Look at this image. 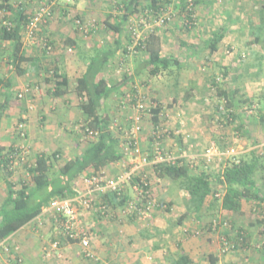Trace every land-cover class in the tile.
I'll list each match as a JSON object with an SVG mask.
<instances>
[{"label": "rangeland", "instance_id": "obj_1", "mask_svg": "<svg viewBox=\"0 0 264 264\" xmlns=\"http://www.w3.org/2000/svg\"><path fill=\"white\" fill-rule=\"evenodd\" d=\"M22 0H13L12 3H15V5H19ZM85 5H95V10L90 13H79V9L77 7V1L76 0H53L50 2V0H45L42 2H37L35 4H31L30 8H37L42 6H47L50 8V10L53 12L51 15V18L47 20V25L43 26L41 28V31H39L38 35H35L33 39L29 38L26 34L23 36V40L25 42L28 54H35L38 55L41 53V49L45 48V45L49 43V41H52L54 44V50L52 54H45L44 62L45 65L48 67H54V61L55 57L61 58L63 55H65V58L68 60L76 58L78 56L76 49L78 48V51L82 57L85 59L88 55H94L96 51L94 50L95 47H97L98 43L96 44L95 41H99V43L104 47L105 45H108V49L115 47V42L118 39V34L112 30L107 29L106 20L110 23L117 22V17L123 16V13L125 12V8L122 10V3L124 1L129 0H85ZM159 2L165 3V6H167V10H165V14H161V17L169 18L172 15V18H170L169 22L166 25L160 26L161 19L162 18H156L149 16V9L152 10L151 4L152 0H142V7L140 8L142 12H138L135 14H129V19L127 22L123 23V30L122 35L120 36L124 41L128 37L132 38L135 36L136 40L144 38L148 35V33H151L152 31H155L159 33L164 40L166 39L165 48L163 50V55H169L172 57H175L180 60L181 66L180 68H173L174 72L172 75L165 74L160 77H155L150 80V83L148 85H143L140 78H137L135 80L136 85L133 83H129L127 91L130 93L131 86H136L138 89V92L140 95L147 96L148 98H154L157 99L160 103V106L162 107V112L160 114V120L162 122V130L160 132H157V136L163 135L167 131H173L176 134H183L187 144L188 149L183 150L184 153L181 157H186L188 160L194 162L195 160H199L201 162H198L196 166H198L200 163L204 164L205 169L207 170L210 175L212 174V177L215 176V179L218 175L219 170H222L223 162L220 163L221 158L220 156H214V154H209V150L212 148H218L221 150L226 151L228 148H234L236 153H245L250 152L251 150H255L260 155H264V149L261 147V145L264 144V122L259 120L258 116H254L253 110H249V115L246 113V107L242 104H240L243 108L242 112V118L241 121H243L241 128H237L239 126V122L236 124H232L229 126H226L227 119L226 117L223 118L222 121H216L217 115L214 113V104L216 103L215 98V91L211 88V85L208 84L205 81V77H210L214 72L218 73L219 68L214 67V71L210 69L211 63L210 59L202 58L198 60H187L185 57L186 54L193 50L190 49V46L187 47L186 40L193 38H196L198 41L199 46L203 45L204 39L208 40L213 36L214 33H218L220 30H224L226 33V28H231L228 31V34L226 37L230 38L231 46L229 48H220L219 53V61L218 64L225 66V60L229 62L231 68H234V71H239L237 74H240V69H237V65L239 64L238 61H240V55L242 57H246V62H250L251 59L250 56L254 57V51L255 53H259L263 55L262 61V68L264 70V43H258L255 39V31L258 29L257 25H263L261 28V31L264 33V0H212L213 5L210 7L209 5L203 6L207 7L202 10V14H199V5L195 9L196 13V23L195 28L191 29L190 31L186 30V19L183 18L181 15V6H180V0H156ZM234 4V6H233ZM236 5H240L238 8H236ZM35 6V7H33ZM41 6V7H42ZM59 7H64L67 11L64 16L60 17L59 14ZM233 7V10L230 8ZM54 8H55V14H54ZM94 9V8H93ZM215 9V10H214ZM181 10V11H180ZM263 10V11H261ZM6 14L4 11H0V26L1 24H4L5 18L3 15ZM211 15L212 18L209 16ZM146 16V17H145ZM204 19L202 20L201 18ZM120 18V19H121ZM206 20H211L210 25V31L204 28L203 26L207 25ZM49 22L51 23L50 25ZM78 22L83 23L79 28H77ZM160 22V24H159ZM7 23V22H6ZM52 25V26H51ZM79 25V24H78ZM92 26H95V30L92 32L91 28ZM189 27L190 24H189ZM90 29V30H89ZM201 30V33L199 32ZM51 32H54L55 34L61 33L64 35H69L67 37L59 38L57 36H53ZM57 32V33H56ZM92 32V33H91ZM127 37V38H126ZM76 40L77 41V47L74 48L71 44L67 42V40ZM253 41V42H251ZM5 42H1L0 44L4 45ZM181 43H185L182 44ZM93 48H90V46ZM188 44V43H187ZM249 44V45H247ZM7 45V44H5ZM95 45V46H94ZM205 53L203 54L206 56L209 55V47L206 46ZM222 47V46H221ZM98 48V47H97ZM88 49L90 52H86ZM1 50H5L2 54H0V57L2 58L0 63V71H5V74L14 73V71H10V64H9V56L10 52L7 46H1ZM94 50V51H93ZM122 53V50L120 52V55ZM244 54V55H243ZM136 55V54H135ZM134 55V56H135ZM61 56V57H60ZM120 57V56H119ZM146 58V57H145ZM133 59V56H132ZM134 60L133 61H127L123 65L119 62L110 63L107 69V76L108 78L112 77L114 81H116V77L119 75L123 77L126 74V71L128 72H134L137 66H134ZM138 62H136L137 65ZM80 62L77 60V67L73 65V67H69L72 72V77H70L72 89L76 86V81L80 77V72L77 71V68H80ZM139 64V63H138ZM218 66V65H217ZM253 71V70H252ZM43 74L38 75L33 73L31 74V77L29 76H23V77H17L18 80L16 82V87L18 84L22 83V86L24 87L29 84H35L32 86L39 87L38 90H33L29 95H27L25 98L29 101V104L24 106L26 108L25 115L22 114L20 119L23 121L16 122V135L17 139L16 141H13L9 148L14 149L13 157L15 156V162L14 163V171L16 173L13 174V178L17 181H31V176L28 171V167L34 164L35 159L41 152V140H40V134L38 132V128H36V124L30 121H40V113L41 109L37 110V100L40 97H43L46 92L43 91L41 88V85L44 84L46 81L45 78L53 79V74L49 75L44 72V70L41 71ZM106 72L103 73L106 75ZM241 74H244L243 72ZM69 75V74H68ZM110 75V77H109ZM206 75V76H205ZM210 75V76H209ZM34 76V77H33ZM263 78H260V80H251V79H245L246 82H250V90H248V86L246 88V83L243 91H246L247 98H254L253 101L255 102L254 106L260 105L262 102L264 105V72H263ZM16 78V79H17ZM243 79V76L241 80L236 82H231L232 86L240 87L239 85L242 84L241 81ZM179 80L178 85L175 84V82ZM190 82L192 85H194L196 88L191 90L190 88ZM37 83V84H36ZM54 83V82H53ZM203 86H202V85ZM21 89V88H20ZM21 89V90H22ZM35 89V88H34ZM45 89V88H44ZM206 89V90H205ZM19 88L16 90L15 95H18ZM44 92V93H43ZM186 92H190L194 96V98L191 101L186 100ZM206 95L207 101L204 100L203 103L199 102V98L201 96ZM18 97V96H17ZM205 97V96H204ZM212 97V98H211ZM24 98V99H25ZM112 101H116V98L119 100H122V97L115 95H112ZM19 99V98H18ZM48 98H46L47 101ZM74 99V98H73ZM242 99L243 96H242ZM20 100V99H19ZM23 99H21L22 101ZM76 100V99H75ZM73 110V118L71 121L65 123L63 128V131L70 132L73 136L69 135V142H67L66 139L61 140L56 143H49L46 142V147L49 145V148H55L57 145L58 150L62 153V158L60 163L55 164V169L59 167L62 163H64V159L68 157L76 156L79 152L83 151L84 148L88 145L90 139H85L82 137V140L75 137L74 134V120L78 121L80 118H78L79 115V103L78 100L75 101ZM63 99L58 101L57 99L55 102L50 104L49 102L47 105L51 106V109L53 112H56L58 104L62 103ZM199 102V103H198ZM112 103V102H111ZM158 104V103H157ZM119 105V104H118ZM115 106L116 108L109 109V113H111V124L113 125V129L116 133H122V129L120 128L121 121H127L128 126H131V121L128 120L127 117V111L126 115L125 112H123L122 108L119 106ZM262 106V105H261ZM151 107H155V105L152 103L147 104L146 108L149 110ZM248 107V106H247ZM41 108V106L39 107ZM42 111L44 109L42 108ZM114 111V112H113ZM51 112V111H50ZM116 115V117H113V114ZM142 119V131L138 135L140 138V142L143 143V141L149 140V136L151 137V131L153 132V122H152V115L150 111H147L143 114ZM253 115V116H252ZM83 118L81 117V121ZM187 121V122H186ZM12 123V121H11ZM81 124V123H80ZM60 128V127H59ZM186 128V129H185ZM62 130V129H61ZM153 135V134H152ZM122 137V135H121ZM124 137V136H123ZM224 137V138H222ZM10 138V137H8ZM20 138V139H18ZM158 138V137H157ZM163 142H160L158 140L155 141V148L157 149L159 145H164L163 147L167 151H171L172 153L176 154L180 150L179 146H176L173 141H176V138H172L171 136H165L162 139ZM146 143V142H145ZM142 147V145H141ZM9 148L5 147V151L7 152ZM123 148L125 150V145L123 144ZM129 148L126 146V150ZM163 149V148H162ZM144 153H147V151L144 149ZM158 151V150H156ZM161 151V150H159ZM214 151V150H213ZM212 151V153H214ZM48 154L54 153L53 150L47 151ZM160 153V152H159ZM181 153V152H179ZM212 155V156H211ZM130 156V157H129ZM175 156V155H171ZM216 157H219L220 160ZM128 159L124 160V163H120L119 173L128 169L130 166V159L131 155L127 156ZM171 161L173 162L174 159L171 158ZM163 163V162H162ZM158 163H153V165ZM226 164V163H225ZM202 166V165H201ZM151 169L152 167H145L143 169ZM197 168V167H196ZM19 171V173H17ZM212 183L215 186V189L221 193V191H224V187L218 183V181H214L212 178ZM149 183L152 188V180L149 179ZM151 188L149 190V194L147 195V199L152 202H154L155 199L151 196ZM182 192L185 193L184 189L180 187ZM169 192V191H168ZM220 193H216V196H211L208 198V201H213L212 208H211V214L208 215L207 212H203L202 216L200 217V227H198V224L196 222V226L192 229L193 232L189 234V232H186L184 234V237L181 239V244L186 243V241L189 240V247L191 249H195L197 252V255L192 258V260L189 259V262L187 264H212L211 260L209 258L210 254H213L214 256L219 257V261L216 264H264V253H259L257 251V248H254L255 243L259 242V237L257 236V230L256 228H252V233L254 235L253 241H251L252 246L249 249L241 250L233 248V243L236 244V240H234V237L230 238L226 237L222 231L223 228H213L214 231L203 230V225L210 222L211 220L218 218V222L215 223L216 226L219 225V222L223 219H228L231 217V219L235 220L236 226L247 225L249 222H254L256 218L257 212L254 211V207H256V203L245 201L243 202V208H244V214L243 216L238 214H231L229 211L222 210L221 203L216 201L217 196L220 195ZM224 193V192H222ZM177 194V193H175ZM142 197V196H141ZM189 199L188 194L182 198V199ZM147 200V201H148ZM216 201V202H215ZM210 202L207 203V205ZM155 205V204H153ZM154 208V207H153ZM207 215V216H206ZM195 221V218H193ZM184 220V219H183ZM216 221V220H213ZM184 228L189 231V228L185 226ZM234 229L233 232L234 236H237V230ZM192 235V236H190ZM90 237V236H89ZM192 237H195L193 240ZM238 238V237H236ZM257 242V243H258ZM261 243L264 244V239L261 241ZM188 248V247H187ZM181 253L183 252L184 246L181 248ZM256 249V250H255ZM179 251H177L178 253ZM171 253V252H170ZM176 252L171 253V259L174 257L173 254H176ZM178 256V255H177Z\"/></svg>", "mask_w": 264, "mask_h": 264}, {"label": "trees", "instance_id": "obj_2", "mask_svg": "<svg viewBox=\"0 0 264 264\" xmlns=\"http://www.w3.org/2000/svg\"><path fill=\"white\" fill-rule=\"evenodd\" d=\"M34 1L42 2L45 0H22L17 6L15 3H12L13 0H0V11H4L6 13L3 17L5 18V21L7 20V23L3 22L4 24H1L0 26V41L11 43V48L9 50L10 71H14L15 76L29 77H31L33 71L35 74L36 72L37 74L39 72L41 73L42 70H44V72L48 75L49 72L50 74H53V79H50V77L44 79L52 86L49 92H51L54 97H62L71 92L76 93L78 98H80L79 110H81L83 116L85 117L88 128L94 132H98V136L89 141L86 149L81 155H77L74 158L72 157L65 161L63 164L59 165L58 170L56 171H54L55 164L57 162L60 163L61 161V151H56L52 154H39L35 159L34 164L28 167V171L31 176V181L29 182L25 180L20 181L19 183L12 181L15 169L14 162L16 159L15 156L13 157L14 149L9 148L6 152L5 148L0 146V169L4 176L8 179V196L4 200L2 206H0V243L36 219L54 200L76 197L77 191L75 190L74 182L84 175L87 170L91 169V173L96 175L97 173L102 172L104 168L111 166L114 163H121L124 158V154H122L119 150L120 141L117 139L116 133L110 128L111 115L110 113L104 111L105 109L103 108L104 106L102 103L104 99L109 98L111 94L115 92L116 89L121 88L124 83L128 86V81L129 83L136 85L135 80L140 78L143 85H148L152 78L160 77L165 74L172 75L174 72L173 68H180L181 66L179 59L169 55H163V38L155 31H152L144 38L137 40L135 36L132 38L126 37V41L120 37L122 35L123 23L128 21L129 14H134L133 10L135 11V6H137V12L135 11V13L141 12V9H138L140 6V0L124 1L121 6L122 10L125 8L122 18L117 17V22L115 23H110L109 20L105 21L108 26L107 29L109 28V30L118 34L115 47H109V49L107 48L108 45H105V49L104 47H95L94 50L96 53L93 55L92 59L90 58L84 62L83 66H80V77L76 81L75 88L70 89V82L67 75L62 72L60 73V68L58 66H46L44 68H41L40 66L43 64L42 61L45 58L44 55L53 53L54 44L52 41H49L47 44V47H49L50 50L45 46V48L41 49L40 54L36 56L35 54L28 55L23 36L25 34L27 35V26L30 24L29 17H33L36 12L35 8H30L31 4H35ZM51 1L53 0H50V2ZM180 1L182 10H180V13L188 22L185 25L186 30L190 31L195 28V9L202 2V0ZM151 5L152 10L149 9V16L152 17L154 15L158 19L162 18L164 21L161 24L159 22L160 26L166 25L171 20L170 18H172L173 15L169 18L160 16L165 10H167L165 3L162 1L159 2L152 0ZM38 6L41 7L42 5ZM66 12L67 11L64 7H59L60 17L64 16ZM52 13L53 12L51 11V15ZM163 14H165V12ZM49 19L50 18L46 19V21ZM78 24L77 28H79L81 24V27L84 26L81 22H78ZM189 24L191 27H189ZM45 25H47V23L40 25L39 30L35 32L36 35H38L41 28ZM262 26L260 24L257 25L258 29L255 31L256 37L254 40L258 43H264V33L261 31ZM91 30L93 32L95 30V26H92ZM224 37L225 31L220 30L218 33H214L213 38L211 37L209 41H207L209 55H212V53L218 49V45ZM75 41L76 40H70L69 44L75 46L77 44V41ZM1 46L2 44H0V48ZM118 50H122L119 57V63L123 65L127 59L129 60L130 57L133 56V60L135 62L134 66L137 67L132 73L129 72V70L128 72L126 71L124 78L121 82H119L120 84H114L110 87L109 80H107L103 73L107 71L108 66L110 65L113 57L116 56ZM0 54L2 53L0 52ZM239 58L240 61H238L239 64L237 65V69L241 70L240 74H237L239 71L235 72L234 68H231L230 65L222 66L215 63L214 67L219 68L218 73L214 72L211 76L209 75L210 77L205 75V81L210 84L211 88L215 91L216 103L214 104V113L217 115L216 121H222L223 118L226 117L228 120L226 126L239 122V126L237 128H241L243 124V121H241L243 108L240 104L246 107L245 110L247 115H249V110H253L255 111L254 116H258L259 120L264 122L263 103L261 102L260 105L255 107V102L253 101L254 98H247L245 95L246 92L242 90L244 89L243 87H245V79H259V76L255 78L250 72L252 69L258 67V74H262L264 72L261 61L263 55L251 59L250 62H246V58L242 57V55H240ZM0 60H2L1 57ZM136 62L139 64L137 63L136 65ZM242 72L244 74H241ZM242 76L246 78L242 79V84L239 85L240 87H237L238 85H231L232 81L237 83L241 80ZM255 76L257 75L255 74ZM13 79L14 78H11L9 80L10 84ZM5 80L8 81L6 76L0 77V84H4ZM178 83L179 80L175 82L176 85H178ZM32 85L35 84H29L30 87L36 88V86ZM190 88L191 90H194L196 87L190 82ZM127 90L128 89L126 87L122 91L121 107H123L124 104V96L128 94ZM130 91L131 101L127 102V105L129 106V112H132L134 111V108L139 105L140 93L138 92L136 86H131ZM185 95L186 100L188 101H191L194 98L190 92H186ZM204 96H201L204 98L203 101L207 100L206 95ZM242 96L244 99H242ZM142 100L146 106L150 103L155 105V107H151L149 110L146 109V112L150 111L152 115L153 128L156 134L162 130V122L160 120L162 107L157 99H151L147 96H143ZM200 101L201 98L199 102ZM20 121L23 120L20 119ZM80 130L83 131V129ZM175 134L176 133L173 131H167L163 135L161 134L159 136H155V140L160 142H163L162 139L165 136L176 138V141L173 142H175L174 144L176 146L180 147L181 151H178V153L174 154L171 151H167L163 147L164 145H159L157 148L158 153L160 152L166 158L173 157L174 161L158 163L151 167L157 178L167 179L171 182L179 183L189 196V209H196L198 212H201L205 208V205H207L206 203L209 202L208 198L214 195L216 196V193L220 192L215 189L211 179L212 174L210 175V173L207 172L204 167L205 165L200 163L196 166V164L201 161L195 160L192 162L186 157H181L184 153L183 150L188 149V144L183 134ZM217 149L220 152L224 151L219 149V147ZM231 149L234 148L231 147L227 150ZM158 153L151 155L148 154L150 160H154ZM216 158L220 160L219 157ZM221 162L224 164L222 165L223 169L219 170L216 179L215 176L212 177L214 178V181L217 180L218 183L224 187V191H221L220 195L217 196L219 199H216V201L221 203L222 210L241 216L244 215L243 202H254L256 203V207H254V211L257 212L256 218L254 222H249L247 225L241 224V226H236L235 220L231 219V217L223 219L219 222V225L216 226L215 223L218 222V218H215L213 220L216 221L211 220L203 225V230L208 229L209 231H214L213 228L222 227L224 230L222 231L223 234L227 238L229 237V240H231V237H234V240H236V244H232L234 250L240 249L241 251L249 249L252 246L251 241L254 239L252 228L259 229L257 230L259 242L258 240V243L254 242V248H257L259 253H264V244L261 243L264 239V155H260L255 150H251L250 152L245 153L239 152L236 156H224L221 158L220 163ZM142 172L141 176L136 178L133 177L130 182H127L122 192H108L104 194V196L107 195V197L109 196L111 199L114 198L113 200L115 204L112 203V206H114L113 208H119L123 206L124 203L128 204V197L126 195L125 188L129 185V183H132L134 186L140 184L146 195L147 191L150 190L151 185L149 183V178ZM143 178L146 182H148L146 186L142 181ZM139 196L143 197L140 193ZM145 201H147V198ZM131 203L134 204V201ZM209 204H213V201L210 200ZM103 205L104 207H108L106 204ZM101 206L102 205L98 207ZM143 206H145V204L138 205V208L146 211ZM138 211L139 210L137 209H133L132 205H129L126 213H132L135 215ZM106 212L107 208L104 213ZM186 217L187 213L182 216L179 222H182ZM236 227H238L236 230V237L238 238L234 236L235 232L231 233L234 229H236ZM72 240L77 239L73 238ZM57 247H59V245ZM209 258L212 264H216L219 261V257L214 256L213 254H210ZM189 259V257L183 256L179 259L178 263L187 264Z\"/></svg>", "mask_w": 264, "mask_h": 264}, {"label": "crops", "instance_id": "obj_3", "mask_svg": "<svg viewBox=\"0 0 264 264\" xmlns=\"http://www.w3.org/2000/svg\"><path fill=\"white\" fill-rule=\"evenodd\" d=\"M76 1L77 7L79 8L76 10H79V13L86 14L95 10V5L87 6L85 5V0ZM37 2L38 1H36L35 3ZM142 3V0H140V6L138 7V9L142 7ZM207 5L212 7L213 1L202 0V2L199 4V14H202V10L204 8H207L203 6ZM239 6L240 5H236V8H238ZM37 9L38 7L36 8V10ZM231 9L233 10V7H231L230 10ZM135 11L137 12V6H135ZM135 11L133 10L134 14ZM209 16L212 18L211 15ZM201 19L203 20L204 17ZM206 22L207 25L203 26L202 30H204L205 28L210 31L209 23H211V20H206ZM50 24L51 23L49 22L48 25ZM230 29L231 28L229 27L226 28L224 39L219 43L218 49L214 53H212V55H203L207 46V39H204L203 45L200 46L198 45V42H200L201 40L198 41L193 37L189 40H186V42L188 43H186L187 47L190 46V49L193 50H191L188 55L186 54L187 57L185 58L187 60L209 58L211 63L210 69H213L215 63L218 64V61L220 59V48H229L232 44L230 43V38L226 37ZM199 32L201 33V30ZM51 33L53 34L54 32ZM53 36L62 38L69 35L54 33ZM69 41L70 40H67L68 43ZM95 42L96 44L98 43V48H103L99 41ZM165 43L166 39L164 40L163 38V50L165 48ZM2 46H7L8 49H10L11 43L5 42ZM75 47H77V44L74 46V48ZM90 48L93 47L90 46ZM90 50L92 49H88L86 52L88 53L90 52ZM4 51L5 50H1L0 48L1 53H3ZM76 52L78 54V56L75 55L77 59L73 58L67 60L65 58V55H63V57H55V60H53L54 65L60 68L59 72L65 73L67 75V78L70 82V89L73 88L70 81V77H72V72H69L71 71L70 68L73 67V65L77 67V60L81 63L80 66H83L85 61L93 58V55H88L85 59L84 57L86 56L82 57V55H80L78 51V48L76 49ZM120 52L121 51L118 50L111 63H114L116 61L119 62ZM260 55L261 54L255 53L254 51V57L250 56L249 59L259 57ZM127 61H133L132 57H130L129 60L127 59L126 62ZM42 62L43 64L40 65L41 68L46 67L47 65H45L44 59ZM225 63L226 65L229 64V62L226 60ZM252 70L253 71L250 72L255 78L259 76V79L255 80H260V78H263V73L258 74V67H255ZM77 71H81V69L77 68ZM38 74L36 72V75ZM41 74L43 73L41 72L40 75ZM255 74L257 76H255ZM2 76H6L8 81L5 80L4 84H0V146L9 148L12 142L16 141L17 139L18 134L16 135L15 131L16 122L17 120L20 121V117L22 114L25 115L27 110L26 108H24V106L27 105L26 103L29 104V101L26 100L27 98L21 101V99L19 100L15 95L18 88L19 90L23 88L22 83L18 84L17 88L14 87L16 86L15 84L18 78L23 76H15L13 73L5 74L4 70L0 71V77ZM106 76L107 72L105 77ZM11 78L14 79L10 84L9 80ZM106 78L107 80H109V86L111 87L114 84H120L119 82H121L124 76L121 77L118 75L116 77V81H114L112 77ZM245 83L246 88L248 86V90H250L251 83L246 81ZM51 87V84H48L47 82L45 83V86L44 84L41 85V88L46 93L43 97H40L37 100L38 102H36L37 110L39 109L40 111L41 109L39 118L40 121H30V125L31 122L33 123V125L34 123L36 124V128H38V132L40 134V140L42 141V148L39 154H48L47 151L53 150V152H56L58 150L57 145H55V148H52V146L51 148H49V145L46 147V142L56 143L64 139L69 142V135H73L70 132L65 133L62 127H64L65 123L71 121V119L73 118L74 114L72 108H74L75 105L72 106V104H75L74 100L76 99L79 102L80 99L74 92H71L62 97H54L51 92H49ZM125 88L126 84L124 83L121 88L116 89V91L113 92L109 98L102 101L105 112L109 113V109L113 108H116L117 110V107L115 106H117L118 104L121 105V100L116 98V101H112V95L116 94L117 97H121L122 91ZM19 92L20 91H18L17 93ZM46 98H48L47 101ZM56 99L60 102L63 99V102L58 104L56 109L57 111L53 112L51 106L47 105V103L49 102L50 104H53ZM203 99L204 98L201 97V103L204 102ZM40 106L41 108H39ZM42 108L44 109V111H42ZM121 108L123 112H125V115L127 111L128 117V114L130 113L129 106L126 108ZM81 117L83 118V121H81ZM113 117H116V115L113 114ZM78 118H80L78 121L74 120L73 122L75 124V137L79 138L80 140H82V137L88 140H92L91 138L85 137L83 131L78 129L80 123L87 125V121H85L86 119L83 116L81 110L79 112ZM111 123L112 122L110 121V124ZM120 128L123 130L122 133H115L117 135V139H119L120 141L119 150L122 154H124V158L121 161L122 164L124 163V160L128 159L127 156L129 155L126 154V151L123 148L124 141L123 137H121V135L124 134V131L129 128L127 121H121ZM155 136H157V133L155 134L153 130V132L151 131V137L149 136V140L143 141V143L141 142L143 151L144 149L147 151L146 154L151 155L158 153L154 145L156 141ZM85 149L86 148H84V150ZM84 150L79 152L77 155H81ZM74 157L75 156H73V158ZM70 158L72 157L65 158L64 161H67ZM119 168L120 163L117 162L112 164L111 166L104 168L102 171L113 177L120 174ZM56 170H58V168ZM91 172V169L87 170L84 175H82L78 180L74 182L75 190L77 191L76 197L56 200H72L77 198L82 199L87 195H90V186L88 180L91 175H93ZM14 173L16 172L14 171ZM17 173H19V171H17ZM142 173L146 175L150 180H152L151 196L153 199H155L152 204L148 199V201H145L147 196L140 197L139 192L136 190L135 186L132 183H129V185H127L125 188V192L128 200L131 201L129 202L127 200L128 204L124 203L123 206L119 208H113L114 206H112V203L115 204L113 200L114 198L111 199L109 198V196L107 197V195L104 196L105 193L98 194L96 196L95 204L91 209L85 208L78 201L74 202L73 208L75 218H69L68 215H55V213L47 207L36 219L31 221L15 234L11 235L5 241L0 243V264H179L178 261L183 256H187L190 258V260H192V258L197 255V252L195 251V249H191L189 247V240L186 241V243L181 244V239L184 237V234H186V232H189V234L193 232L190 228H194L196 226V222L198 224V227H200V217H205L200 214H202L203 212L211 214L210 211L212 208V204L205 205V208L201 212H198L196 209L190 210V203L188 201L189 199H182L187 195V192L180 193L182 192V190L179 183L171 182L167 179L157 178L152 168H148L146 170L144 169ZM12 181L19 183L13 178V176ZM7 182L8 179L4 176L3 172L0 169V206H2L4 200L8 196ZM132 201H134V204L137 205L145 204V206L143 207L146 209V211L140 208L135 215L132 213H126L128 206L134 205L131 203ZM103 204L108 205L109 208L106 206L104 207ZM100 205H102L101 208L98 207ZM106 208L107 212L104 213ZM186 213L187 217L182 222H179L182 216ZM193 218H195V221ZM185 226L189 228V231L184 228ZM72 233H75L74 235L77 240H72L73 238L70 235ZM76 234L78 238L76 237ZM85 234L90 236L89 239L91 242L90 250L91 254L93 255L92 258L86 256V249L82 247L81 240H79ZM192 239L194 240L195 237H192ZM55 242L59 243V247L53 246ZM183 246L184 249L181 253V248ZM177 251L179 252L177 253ZM170 252H176L178 256L176 254H173L174 257H172L171 259Z\"/></svg>", "mask_w": 264, "mask_h": 264}, {"label": "built area", "instance_id": "obj_4", "mask_svg": "<svg viewBox=\"0 0 264 264\" xmlns=\"http://www.w3.org/2000/svg\"><path fill=\"white\" fill-rule=\"evenodd\" d=\"M51 18V10L47 6H42L38 8L33 15V17H29L30 24L27 26V36L31 39H33L36 35V31L39 30V27L41 24L46 23V19ZM163 19H161V23H163ZM47 47V45H45ZM49 50L50 48L47 47ZM33 90H38V88L30 87L29 85H26L24 89H22L18 93L19 99L25 98L27 95H29ZM139 105L134 108V111L130 112L128 114V120L131 121V126L127 130L124 131V134L122 135L124 145H125V151L126 154L131 155L130 159V166L128 169L120 172L117 176H109L106 172H99L96 175H93L89 178L88 183L90 186V195H87L85 198L82 199H72V200H54L50 205L49 209L55 213V215H68L69 218H75L74 214V208L73 203L78 201L81 203L85 208L91 209L93 205L95 204V198L98 194L108 193V192H117L120 193L124 189V186L127 182H130L133 177L141 176V172L144 170L143 168L152 166L153 163H165L167 161H171V158L164 157L161 153H158V155L155 157L154 160H150L149 155L144 153L141 145H140V138L139 134L142 131V119L143 114L146 112V105L144 103L143 96L139 95ZM124 104L123 107H128L127 102L131 101V94L128 93L126 96H124ZM79 129H83V134L87 138H95L98 136V132H94L91 129L88 128L85 124H80L78 126ZM110 128L113 132V125L110 124ZM126 146L129 148L126 150ZM261 147L264 149V144L261 145ZM214 150V151H213ZM212 151L214 153H212ZM209 154H214V156H236L238 153H236L235 149L226 150V151H219L217 148H212L209 150ZM212 156V155H211ZM174 159V158H173ZM145 184V186L148 184L146 180L143 178L142 180ZM136 190L143 195V197L147 196L149 194V190L147 191L146 195L144 193L143 187L138 184L135 186ZM133 209H137L138 205H132ZM101 208V207H100ZM75 233L70 234L72 238H75ZM76 237L78 238L77 234ZM59 245L58 242L54 243V247H57ZM81 245L83 248L86 249V256L92 258L91 254V242L89 239V236L87 234L83 235L81 237ZM20 264V263H19ZM104 264H114V263H104Z\"/></svg>", "mask_w": 264, "mask_h": 264}, {"label": "clouds", "instance_id": "obj_5", "mask_svg": "<svg viewBox=\"0 0 264 264\" xmlns=\"http://www.w3.org/2000/svg\"><path fill=\"white\" fill-rule=\"evenodd\" d=\"M19 98V97H18ZM24 99V98H23Z\"/></svg>", "mask_w": 264, "mask_h": 264}]
</instances>
